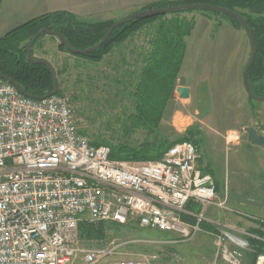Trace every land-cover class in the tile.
<instances>
[{
	"label": "built area",
	"instance_id": "obj_1",
	"mask_svg": "<svg viewBox=\"0 0 264 264\" xmlns=\"http://www.w3.org/2000/svg\"><path fill=\"white\" fill-rule=\"evenodd\" d=\"M110 155L79 131L67 97L33 100L0 78V264H154L157 257L116 260L118 246L85 248L79 225L136 223L179 244L204 231L210 206L233 212L192 143L174 145L159 161ZM209 235L212 264H264V254L247 259L250 240L264 241L249 231L219 226Z\"/></svg>",
	"mask_w": 264,
	"mask_h": 264
},
{
	"label": "rangeland",
	"instance_id": "obj_2",
	"mask_svg": "<svg viewBox=\"0 0 264 264\" xmlns=\"http://www.w3.org/2000/svg\"><path fill=\"white\" fill-rule=\"evenodd\" d=\"M194 13L213 14L205 11ZM158 26L156 22L145 26L100 63L60 49L59 41L50 35L42 36L33 48L34 58L45 60L55 68L61 89L59 94L69 99L79 131L92 143L99 140L110 145L141 144L152 137L142 128L132 133L124 130L123 122L132 121L130 116L138 111L136 99L132 96L134 86H128L123 76L140 73L143 58L141 61L133 53L142 49L141 57L146 56ZM172 97L165 107L161 126L154 132L172 142L181 139L189 130L200 128L197 136L200 139L199 165L216 180L219 201L233 211L210 206L206 216L216 222L210 226L213 229L231 226L249 231L255 225L239 216L238 212L264 219V149L253 148L244 130L225 131L219 124L205 121L206 102L198 105L194 101H180L176 94ZM228 124L231 123L226 126ZM209 232L204 229L191 240L172 244L169 242L175 239L174 235L142 229L131 223L119 229L111 228L104 241H88L81 236L80 241L90 249L118 246L116 260L138 261L157 257L154 264H212L215 250Z\"/></svg>",
	"mask_w": 264,
	"mask_h": 264
},
{
	"label": "trees",
	"instance_id": "obj_3",
	"mask_svg": "<svg viewBox=\"0 0 264 264\" xmlns=\"http://www.w3.org/2000/svg\"><path fill=\"white\" fill-rule=\"evenodd\" d=\"M3 1L0 0V12ZM192 4L222 7L235 11L244 18L253 32L257 45V56L249 71V83L256 97H264V0H183L147 7L141 11ZM213 15L226 18L234 27L244 31L235 19L220 13H213ZM158 18L160 17L130 21L128 24L117 28L100 50L91 55L79 56L85 60L100 63L115 48L141 32L145 26L157 22ZM117 22L85 24L78 22L73 15L64 12L44 15L29 21L0 39V75L15 81L27 95L38 98L47 96L54 90L53 74L49 68L32 65L27 60L26 49L31 39L42 29H48L62 35L72 48L86 50L98 45L109 28ZM192 29V23L177 21H169L158 26L157 33L153 36L154 40L150 45V51L142 57L143 66L140 73L134 72L132 76H123L128 81V86H134L132 96L136 99V110L138 111L137 114L130 116L133 119L130 121L131 123L123 122L124 130L132 133L136 129L142 128L150 132L152 137L141 144L119 143L118 145H110L100 143L99 140L92 143L94 146L110 148L112 160L159 161L171 147L185 142L192 143L199 153L200 139L197 138L200 135L199 127L189 130L181 139L172 142L167 138H162L158 132H154L161 126L167 102L172 98L177 88L187 47L186 39L191 34ZM59 48L65 50L60 44ZM126 88L127 86H125ZM205 173L210 174L209 171H205ZM187 210L191 213H197L199 206L190 203ZM183 219L188 220L185 216ZM254 225L255 228L250 229V234L259 239H264V219L254 223ZM121 227L125 226L113 222L98 224L84 222L79 225V231L82 239L101 242L105 240L107 232L111 228L119 229ZM250 241L254 251L252 256V261H254L256 256L264 254V243L256 239Z\"/></svg>",
	"mask_w": 264,
	"mask_h": 264
},
{
	"label": "crops",
	"instance_id": "obj_4",
	"mask_svg": "<svg viewBox=\"0 0 264 264\" xmlns=\"http://www.w3.org/2000/svg\"><path fill=\"white\" fill-rule=\"evenodd\" d=\"M179 1L183 0H4L0 12V39L48 14L69 13L80 23L97 24L120 21L144 8ZM209 14L188 12L156 20L159 25L169 21L193 25L186 39L185 57L177 83V87L189 88L191 97L189 100L177 99L194 101L198 105L206 102L205 121L217 123L225 131H242L250 127L264 135V101L251 100L243 85V72L251 56L247 34L227 20ZM141 52L142 49H137L133 55L137 54L141 60ZM227 123L231 124L226 126ZM207 221L203 228L214 231L210 224L216 222L209 218ZM253 255L254 251L248 254L249 262Z\"/></svg>",
	"mask_w": 264,
	"mask_h": 264
},
{
	"label": "water",
	"instance_id": "obj_5",
	"mask_svg": "<svg viewBox=\"0 0 264 264\" xmlns=\"http://www.w3.org/2000/svg\"><path fill=\"white\" fill-rule=\"evenodd\" d=\"M194 11L220 13V14H223V15H226V16H229L235 19L242 26L245 33L247 34V37L249 39L250 46H251V56L243 72L244 89H245L246 94L251 100L257 101V102H263L264 97H256L253 94L250 83H249V71L254 65V62L257 56V45H256V41H255L252 30L250 29L247 22L244 20V18L239 13L222 8V7L206 5V4L179 5V6L159 8V9H153V10H147V11H141V12L134 13L132 15L127 16L124 20L119 21L115 23L114 25H112L109 28L108 32L106 33L105 37L102 39V41L98 45L90 49H86V50H76L68 44V42L64 39L62 35L58 33H54L48 29H42L31 39L26 49V52H27V60L29 61V63H31L32 65L45 66L49 68L53 74L54 90L51 94L47 96L40 97V98L32 97L24 93L15 81L7 77H4L2 75H0V78L12 84L22 95L26 96L27 98L33 99V100H42V99H46V98L58 95L60 89H59V82L57 79V73H56L55 68L49 62L45 60L36 59L32 55L33 48L41 36L50 35V36L55 37L59 41L60 45H62L64 49L72 55H91L97 52L98 50H100L106 44L110 36L113 34V32L117 28L128 24L130 21L147 20L151 18L163 17V16L173 15V14L188 13V12H194ZM263 67H264V63H263ZM175 94L181 100H189L191 97V90L187 87H177L175 90ZM244 132L247 134L248 142L251 145L264 148V135L260 134L256 129L250 128V127L244 129Z\"/></svg>",
	"mask_w": 264,
	"mask_h": 264
}]
</instances>
